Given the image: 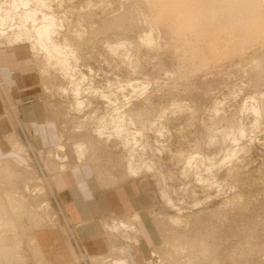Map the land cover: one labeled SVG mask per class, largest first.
<instances>
[{
  "label": "rangeland",
  "instance_id": "rangeland-1",
  "mask_svg": "<svg viewBox=\"0 0 264 264\" xmlns=\"http://www.w3.org/2000/svg\"><path fill=\"white\" fill-rule=\"evenodd\" d=\"M212 1L0 0V120L18 136L6 146L0 132V163L31 174L19 188L40 187L56 226V187L74 166L121 182L143 207L104 221L119 239L105 264H264V0ZM187 4L217 25L184 24ZM38 100L57 133L48 148L20 117ZM29 222L24 261L0 264H35Z\"/></svg>",
  "mask_w": 264,
  "mask_h": 264
},
{
  "label": "crops",
  "instance_id": "crops-1",
  "mask_svg": "<svg viewBox=\"0 0 264 264\" xmlns=\"http://www.w3.org/2000/svg\"><path fill=\"white\" fill-rule=\"evenodd\" d=\"M19 108L20 117L32 124L30 131H27L33 136L32 144L37 148L52 145L57 133L54 127L52 134L47 131L44 104L38 100L33 104H20ZM1 121L0 132L5 131L4 142L7 146L9 123L3 124ZM33 122L38 123L34 126ZM6 152L8 151L0 148V156ZM63 176L64 184L56 187L62 208L56 207L55 218L59 221L58 225H67V230H62L60 225L48 226L38 230L36 234L51 264H92L91 256L111 251L103 228L104 221H111L113 217L122 219L125 213L134 212L137 208H142L143 204H139L140 201L135 196L128 195L129 193L123 195L121 182L102 187L94 176L92 167L74 166L68 175ZM68 240L72 248L68 245ZM74 254L80 258L76 259Z\"/></svg>",
  "mask_w": 264,
  "mask_h": 264
},
{
  "label": "bare ground",
  "instance_id": "bare-ground-1",
  "mask_svg": "<svg viewBox=\"0 0 264 264\" xmlns=\"http://www.w3.org/2000/svg\"><path fill=\"white\" fill-rule=\"evenodd\" d=\"M212 1V0H211ZM222 2V0H219ZM227 1V0H226ZM226 1H223L224 3H226ZM234 0H230V2ZM237 1H240V0H237ZM236 1V3H237ZM256 1V0H255ZM198 2V1H197ZM207 2V0H206ZM213 2V1H212ZM212 2H209L211 4H213ZM218 2V1H216ZM220 2V4H221ZM222 2V3H223ZM231 2V3H233ZM248 2V1H247ZM254 1H252L253 3ZM257 2V1H256ZM259 2V1H258ZM189 3V2H188ZM223 3V4H224ZM228 3V2H227ZM230 3V4H231ZM251 3V4H252ZM190 4V3H189ZM196 4V3H195ZM198 4V3H197ZM196 4V6H197ZM206 4V3H205ZM223 4L218 6V7H222V11L224 10L223 8ZM235 4V3H234ZM192 5V4H191ZM190 5V6H191ZM214 5V4H213ZM219 5V4H216V6ZM229 5V4H228ZM233 4H231V7H232ZM236 5V4H235ZM233 5V7L235 6ZM239 5V4H237ZM241 5V4H240ZM254 5V3H253ZM178 6V5H177ZM187 5L183 6L180 10H175V15L176 14H182L183 12H186L188 13L186 16H183L182 15V19L184 24H187L188 22L190 23V26H198L200 25L199 24V20L201 21L202 25L204 26V24H207L205 22H211L212 20L214 21V19H212L215 14L214 12L215 11H210V13L207 14V12H205L204 10L207 8L208 10V7H205L204 5V8L202 9L199 8L200 10L196 9L194 7V4L190 7ZM203 6V5H202ZM208 6V5H207ZM225 6V4H224ZM227 6V4H226ZM225 6V7H226ZM230 6V5H229ZM174 7V6H173ZM195 8V9H192V8ZM200 7V6H199ZM209 7L211 8L212 6L209 4ZM215 7V5H214ZM213 7V9H215ZM232 7V8H233ZM198 8V7H197ZM217 8V7H216ZM230 9V7H228ZM235 8V7H234ZM232 9V12H236L235 9ZM227 9V7H226ZM228 9V10H229ZM248 9V8H247ZM195 10H198L197 12V17H192V12H195ZM201 10L205 13L203 14V12H201ZM206 10V11H207ZM218 10H221V9H218ZM227 10V11H228ZM235 10V11H234ZM249 10V9H248ZM251 10V9H250ZM201 12V13H199ZM213 12V13H212ZM217 12V11H216ZM219 12V11H218ZM229 12V11H228ZM246 12H251V11H246ZM220 13H223L220 11ZM239 13V12H238ZM247 13V15H249ZM252 13V12H251ZM254 13V12H253ZM207 14V15H206ZM214 14V15H213ZM218 16H215L214 18H217L219 19V13H217ZM216 14V15H217ZM234 14V13H233ZM237 13H235L234 15H236ZM234 15H230V16H234ZM240 14H238L237 16H239ZM243 16V14H241ZM245 15V14H244ZM235 16V18L237 17ZM251 16V15H250ZM248 16V18L250 17ZM34 17V16H33ZM247 17V16H246ZM30 17H28L29 19ZM178 18V17H177ZM195 18V19H194ZM233 18V17H232ZM243 18V17H242ZM247 18V19H248ZM231 19V18H230ZM238 19V18H236ZM239 19H241V16L239 17ZM245 19V18H244ZM216 20V19H215ZM246 20V19H245ZM219 21V20H217ZM221 21V20H220ZM204 22V23H203ZM177 23V22H176ZM211 24V23H210ZM213 24H216L215 21ZM218 24H222L221 22ZM201 25V26H202ZM218 25V26H220ZM196 26V27H197ZM200 26V27H201ZM195 28V27H194ZM219 29V28H218ZM217 30V29H216ZM5 69V68H4ZM7 69V68H6ZM14 136H16V133L14 132H10L8 135H6V140H8L11 144H12V139H14ZM18 137V136H16ZM15 140V139H14ZM14 140H13V143H14ZM18 141V140H17ZM17 141H15L16 143V146H17ZM10 144V145H11ZM19 145V144H18ZM15 145L13 147H16ZM12 147V148H13ZM58 153L59 154H63L62 152L64 151H67L66 154L63 155L66 156V157H71L72 156L74 157V155L77 154L76 152V149L74 147H69L67 145H59L58 146ZM18 149L20 147H17ZM78 160V158H77ZM2 162V161H1ZM77 163V162H76ZM19 168L21 167V165H17ZM16 164H13L11 163L10 161L8 160H5L4 162L0 163V260H3L4 258H9L8 255H11L14 257L15 254L17 253L18 255H21V256H18V258H22L23 261H24V258L26 257V255H23V254H19V252H22L21 250L18 251L19 249H22L23 248V245H24V240L25 238L23 237L24 236V233H25V229L27 228V225H24L23 221H24V218L27 216V219L30 221L29 224H33V227H35V229L37 230H41L45 227H51V226H56L57 225V221L56 220H51V218H48L49 216H51L49 213H47V209L46 211H44V208H46L47 206V203H46V200H43V198H40L38 199L39 195L38 194V190L40 187H36L34 189L33 192L35 193H31V194H27L29 192L26 193V190H23V192L21 191V188H19L20 186V183H22V181H25L27 182V178L26 177H29L27 176L29 173L27 170V172L25 171L26 175L24 173H22V170L21 168H17ZM23 168V167H22ZM72 170V169H71ZM29 175H31L29 173ZM102 176V175H101ZM33 177V176H32ZM99 177V176H98ZM31 178V177H30ZM102 178V177H101ZM101 180H104V179H101ZM108 180V178H107ZM107 180L105 182H107ZM104 183V182H103ZM101 181H100V184H103ZM27 184V183H26ZM111 186V185H110ZM27 187V186H26ZM29 188V187H28ZM41 190V189H40ZM25 191V192H24ZM38 191V192H36ZM40 193V192H39ZM36 206H39V207H42V211L44 212H37L35 209H33L32 207H36ZM49 206V205H48ZM47 206V207H48ZM51 220V221H49ZM28 222V221H27ZM47 222L51 223V224H48ZM28 224V225H29ZM123 223H121L122 225ZM123 227H125L124 225H122ZM57 227V226H56ZM129 227V226H127ZM112 229V228H111ZM116 231V230H115ZM41 238V237H40ZM14 239H17V243L14 244ZM114 239H117L116 238H113L112 235L111 237H107V242L110 243V241H112V246H113V240ZM119 240V239H117ZM115 240V241H117ZM138 240V239H137ZM135 238H134V241H137ZM11 241L13 243H11ZM119 242V241H118ZM68 245L71 246V242L68 240L67 241ZM120 243V242H119ZM118 243V244H119ZM137 243V242H136ZM13 244V247H10V245ZM16 249H15V247ZM72 248V246L70 247ZM120 248V247H119ZM144 247L141 246V249H143ZM27 249L31 252V254L33 255V257L35 258L34 262L35 264H51L50 260L48 259L47 257V254L46 252L43 250L42 246H41V243L39 241V237L36 236V239L34 240H31L30 243H29V247H27ZM73 250V249H72ZM76 253V252H75ZM120 253H123V252H120ZM142 253L143 255H146L148 252L147 250L144 248V250H142ZM16 254V256H17ZM124 254V253H123ZM109 254H102V255H98L97 257L96 256H91L90 259H91V263L92 264H97L98 262H104L107 263V262H110L111 259H112V256L113 255H109ZM74 257H76V254L73 255ZM83 257V255H82ZM81 257V258H82ZM77 258H80V257H76ZM84 258V257H83ZM97 258V259H96ZM7 261V259H4ZM20 260V259H18ZM9 261V260H8ZM21 261V260H20ZM2 264V263H1ZM124 264V263H123Z\"/></svg>",
  "mask_w": 264,
  "mask_h": 264
}]
</instances>
